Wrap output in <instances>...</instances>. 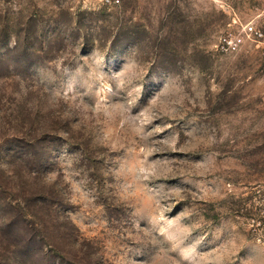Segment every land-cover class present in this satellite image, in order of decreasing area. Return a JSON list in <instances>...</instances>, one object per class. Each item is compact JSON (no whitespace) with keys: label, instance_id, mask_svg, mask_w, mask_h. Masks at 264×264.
Instances as JSON below:
<instances>
[{"label":"rangeland","instance_id":"1","mask_svg":"<svg viewBox=\"0 0 264 264\" xmlns=\"http://www.w3.org/2000/svg\"><path fill=\"white\" fill-rule=\"evenodd\" d=\"M262 9L0 0V264H264Z\"/></svg>","mask_w":264,"mask_h":264},{"label":"built area","instance_id":"2","mask_svg":"<svg viewBox=\"0 0 264 264\" xmlns=\"http://www.w3.org/2000/svg\"><path fill=\"white\" fill-rule=\"evenodd\" d=\"M121 0H104L106 6H116ZM262 18V21H257ZM264 42V9L259 17L250 23H243L240 19L233 20L226 33L220 37L215 48L223 55H233L241 51L246 45H257L260 47ZM264 245V238L262 239Z\"/></svg>","mask_w":264,"mask_h":264},{"label":"trees","instance_id":"3","mask_svg":"<svg viewBox=\"0 0 264 264\" xmlns=\"http://www.w3.org/2000/svg\"><path fill=\"white\" fill-rule=\"evenodd\" d=\"M48 211V210H47Z\"/></svg>","mask_w":264,"mask_h":264}]
</instances>
